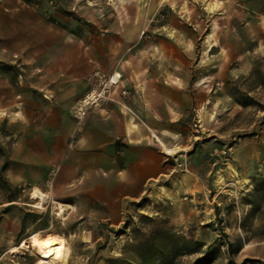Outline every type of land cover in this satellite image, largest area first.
<instances>
[{
    "label": "rangeland",
    "instance_id": "rangeland-1",
    "mask_svg": "<svg viewBox=\"0 0 264 264\" xmlns=\"http://www.w3.org/2000/svg\"><path fill=\"white\" fill-rule=\"evenodd\" d=\"M144 70L189 93L165 172L133 199L64 185L108 101L82 124L76 103L115 72L129 99ZM35 234L66 238L63 264H264V0H0V264H38Z\"/></svg>",
    "mask_w": 264,
    "mask_h": 264
},
{
    "label": "crops",
    "instance_id": "crops-1",
    "mask_svg": "<svg viewBox=\"0 0 264 264\" xmlns=\"http://www.w3.org/2000/svg\"><path fill=\"white\" fill-rule=\"evenodd\" d=\"M146 73H139L144 81L127 82L133 93L129 99L115 95L104 107L88 114L81 133L60 156V179L66 178L65 173L69 177L64 185L86 179L98 199H133L143 195L149 184L165 172L167 154L171 153L161 144L166 141L160 133L164 131V120L172 119L167 101L184 104L189 93L169 81L156 83ZM85 76L82 74L79 95L90 87ZM70 135L62 136L61 142L68 144Z\"/></svg>",
    "mask_w": 264,
    "mask_h": 264
},
{
    "label": "built area",
    "instance_id": "built-area-1",
    "mask_svg": "<svg viewBox=\"0 0 264 264\" xmlns=\"http://www.w3.org/2000/svg\"><path fill=\"white\" fill-rule=\"evenodd\" d=\"M122 77L123 74L121 72H115L108 78H101L97 84L76 103L74 116L79 124H82V120L91 108L97 107L106 101L113 100L112 95L122 83ZM121 93L124 97L130 95V91L127 88H123Z\"/></svg>",
    "mask_w": 264,
    "mask_h": 264
},
{
    "label": "bare ground",
    "instance_id": "bare-ground-1",
    "mask_svg": "<svg viewBox=\"0 0 264 264\" xmlns=\"http://www.w3.org/2000/svg\"><path fill=\"white\" fill-rule=\"evenodd\" d=\"M167 152L175 153V149L167 146L161 141ZM37 197H42L40 194H34ZM37 205V204H36ZM32 245L37 247L39 254H41L38 264H60L67 256V240L62 235H49L45 237H38L36 234L32 235ZM63 264V263H62Z\"/></svg>",
    "mask_w": 264,
    "mask_h": 264
}]
</instances>
